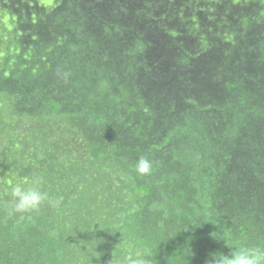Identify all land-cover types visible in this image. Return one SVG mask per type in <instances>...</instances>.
<instances>
[{
	"label": "trees",
	"instance_id": "1",
	"mask_svg": "<svg viewBox=\"0 0 264 264\" xmlns=\"http://www.w3.org/2000/svg\"><path fill=\"white\" fill-rule=\"evenodd\" d=\"M147 4V0H57L47 6L40 0H0V264H109L113 252L122 259L129 219L142 221L150 204L163 206L157 214L164 229L153 241V254L141 255L155 264H207L213 253L230 255L235 250L226 247V236L233 243L237 232L247 239H239L240 246L264 244V136H251L232 125L235 100L223 92L209 99L210 109L202 106L197 111V115L203 112L197 132L186 128V134L177 135L189 141L175 146L178 151L184 148L173 161L176 175L154 170L153 182L132 170L134 157L123 159L128 151L124 146L113 145L103 133L98 137L84 113L77 117L69 143L71 148L80 145L83 153L69 162L54 155L55 141L42 134L46 125L55 126L47 120H57L51 109L72 110L69 94L60 85V78L66 82L65 73L73 70L80 78L89 63L103 73L109 71L104 65L106 49L89 37L106 15L137 19L136 42L131 40L127 49H114V57L141 63L174 58L173 47L162 49L151 37V26H158ZM257 37L261 43L253 45ZM248 42L254 57L263 53L264 30H254ZM235 81L240 85L242 80ZM218 87L225 90L223 82ZM252 111L247 110L246 117H254ZM95 154L115 165L120 186L107 185L100 176L94 180L99 168L103 170L93 165ZM156 164L164 165L158 160ZM37 176L43 178V190L50 196H63L61 205L53 208L45 203L31 219L8 215L3 205L11 199V184L29 183ZM9 177L14 179L11 184ZM81 178L86 179L82 184ZM198 222L205 232L211 226L213 238L223 247L213 241L197 242L193 231ZM184 235L191 239L181 247Z\"/></svg>",
	"mask_w": 264,
	"mask_h": 264
},
{
	"label": "rangeland",
	"instance_id": "2",
	"mask_svg": "<svg viewBox=\"0 0 264 264\" xmlns=\"http://www.w3.org/2000/svg\"><path fill=\"white\" fill-rule=\"evenodd\" d=\"M40 1L53 6L57 0ZM147 3L158 26L150 25L151 37L162 49L173 47L174 58L141 63L123 55L114 57V49H127L131 40L136 42L137 19L135 15H106L89 37L106 49L104 65L109 71L103 73L101 67L89 63L80 78L73 70L67 73L66 82L60 78L72 110H60L59 115L78 122L84 113L98 137L103 133L113 145L128 150L123 154L126 162L147 156L153 170L174 175L177 163L173 161L184 154V148L178 151L175 146L189 141L177 135L186 134V128L197 132L203 118V112L197 115V111L202 106L210 109L209 99L216 93L235 100L233 126L246 129L251 136H264V55L254 57L248 42L254 30H264V0ZM235 79H241V84ZM220 82L225 90L218 87ZM247 110H253L254 117H246ZM206 124L212 125L208 113ZM132 147L137 153H132ZM157 160L164 165L157 166ZM13 181L9 177L8 183Z\"/></svg>",
	"mask_w": 264,
	"mask_h": 264
},
{
	"label": "clouds",
	"instance_id": "3",
	"mask_svg": "<svg viewBox=\"0 0 264 264\" xmlns=\"http://www.w3.org/2000/svg\"><path fill=\"white\" fill-rule=\"evenodd\" d=\"M259 42L261 43L260 38L257 37L253 45L258 44ZM262 55H264V52L258 54L256 58L261 57ZM64 75L65 78H67L68 74L65 73ZM59 113L60 111H56L53 113L54 118H56L57 120H51L47 118V120H50L52 123L55 124V126L54 128H51L49 125H46V131L42 132V134L43 136H46L47 140H49L50 142L55 141L53 143L55 145L54 155L57 158H59V155L63 156L69 162L70 157L76 158L81 153H83L81 151L82 147H80V145H78L77 148H71L69 146V143L74 139L73 133L76 131V122H71L68 117L63 118L59 115ZM61 127H66L68 131ZM48 130L52 131L54 135H51ZM93 165L103 167L102 171L99 168V174L94 178V180H97V178L100 176L102 179L105 180V183L107 185H112L113 187H118L121 185L117 184V169L111 161L105 158H96L93 161ZM85 167L90 168L91 164ZM132 167V170H134L138 175L144 176V180L146 179L147 182L154 181L155 175L153 170V161L147 156H140L135 161ZM79 180L82 184L85 182L86 179L81 178ZM43 184V178L39 176L35 177L29 183L19 181L11 184V199L3 205L8 215H18L21 220L31 219L32 215L34 213H37L40 210L41 206L45 203H47L50 207L53 208L59 207L63 202V196H50L48 192L43 190ZM128 185L131 186V184ZM134 189L137 190L138 187ZM162 207L163 206L159 204L147 205L145 209L149 211L143 214L142 221H135V219H129L131 220V224L126 229L122 238V241L125 242L124 249L122 251V255L124 257L122 259H117L114 256L113 252L114 258L109 262V264H155L156 261L154 259H150L149 256L141 254L144 252H147L149 255L153 254L154 247L156 246V243H153V241L157 240L158 233L160 234L161 230L164 229L161 222L158 221V219L161 218L157 214V212L162 211ZM108 210L110 212L111 209L109 208ZM201 222L205 224V226L208 225L207 221ZM210 227L207 232H205L204 230L202 231L200 222H198L193 231L194 239L197 242L213 241L221 246V243L218 242L216 238H213V228ZM235 231L237 232V230ZM237 233V242L235 241L233 243H230L229 234L226 236L228 241L226 247H228V249L232 250L233 248L235 250L232 251L230 255H226L223 253H213V258L208 261L207 264H264V244H258L254 246H240V240L247 239L241 237L242 233ZM53 235H55V233H53ZM190 239V237L184 235L181 247L186 246L189 243ZM193 251L198 253L197 249H193L192 252Z\"/></svg>",
	"mask_w": 264,
	"mask_h": 264
}]
</instances>
